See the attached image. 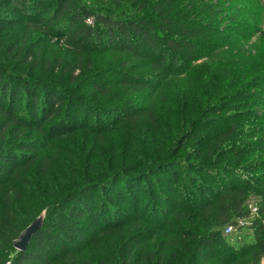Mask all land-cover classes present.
Instances as JSON below:
<instances>
[{
	"label": "trees",
	"instance_id": "trees-1",
	"mask_svg": "<svg viewBox=\"0 0 264 264\" xmlns=\"http://www.w3.org/2000/svg\"><path fill=\"white\" fill-rule=\"evenodd\" d=\"M256 35L264 43L259 0H0V264H259L264 56L243 44ZM142 116L158 141L151 165L101 164L71 145L55 169L46 152L127 125L136 146ZM34 164L30 192L16 180ZM253 198L245 250L224 231L251 217ZM105 235L110 247L89 256Z\"/></svg>",
	"mask_w": 264,
	"mask_h": 264
},
{
	"label": "rangeland",
	"instance_id": "rangeland-1",
	"mask_svg": "<svg viewBox=\"0 0 264 264\" xmlns=\"http://www.w3.org/2000/svg\"><path fill=\"white\" fill-rule=\"evenodd\" d=\"M259 1L261 6L264 7V0H259ZM55 42L56 41H48L46 49L49 52H51L52 55L54 54L65 55V49H66L65 46L62 43L60 44L56 43L54 48L52 43ZM243 44L247 52H251V54L253 55L261 53V55L264 56V43L260 41L258 35L252 37V39L249 40L248 42H243ZM247 52H245V54H247ZM202 73H203V69H197L193 73V75L195 78H200L202 76ZM140 121L146 123L143 126V128L140 130V133L141 134L144 133L146 137H144V139L141 140L139 144H137L136 146L129 144L130 126L127 125L125 127H116L115 130L105 133V136L101 142L98 140V137L94 134V132H81L76 134L75 137L61 139L58 141L56 138L53 141H50L53 144L51 147L49 146L47 147L46 152L49 154V156L52 157L53 166L55 167V169L63 167L65 158L69 153L70 150L69 147H71V145L74 148L81 150L84 156H91L93 153H97V156L99 158L100 156L101 158H103L102 160L99 161L101 164H103V160L106 159L111 160V156L124 154V155H128L129 157L128 164L130 165L136 163H140V165H146V166L148 164L151 165L150 164L151 157L154 154H157L156 146L158 145V141L156 139H154L153 141L149 140L147 137V133L150 131L148 130V123L146 116H142ZM142 156L145 157L144 160H142ZM133 169L134 168H132V173L136 172ZM37 171L38 168L36 167V164H34L31 169L21 174V177L16 180V185H20L22 189L26 188L28 189V191L31 192L30 189H33L32 185L35 184L34 182L35 180H33L32 177ZM45 179L46 177L43 176L41 177V180H45ZM41 195H43L45 198H49L50 193L47 191V187L43 189ZM18 203L24 204L25 207L28 206V202H26L25 200L23 201L21 200ZM257 206H258L257 199L255 198L251 199L249 201V206H248V208L251 209L252 211L251 217L247 219L239 220L238 225H231L232 226L231 232L227 233L226 229L224 231V233L227 235L229 240H238L237 244L247 242L248 245L245 247V250L249 249L248 247L249 245L254 244L253 237L255 236V234L253 230L249 228V226L252 224L254 215L256 214L255 208H257ZM44 213L45 211H43L39 216H41ZM108 237H110V235L102 236V238L96 241L94 245L89 246L90 249L89 256L98 257L102 255L105 252V250L109 248L110 245L112 244V242L109 241ZM243 237H245V239L242 240ZM259 264H264V257L262 258Z\"/></svg>",
	"mask_w": 264,
	"mask_h": 264
},
{
	"label": "water",
	"instance_id": "water-1",
	"mask_svg": "<svg viewBox=\"0 0 264 264\" xmlns=\"http://www.w3.org/2000/svg\"><path fill=\"white\" fill-rule=\"evenodd\" d=\"M45 213L35 219L29 226H27L19 235L18 238L14 240V247L23 251L26 250L34 236V234L40 229L44 222Z\"/></svg>",
	"mask_w": 264,
	"mask_h": 264
},
{
	"label": "built area",
	"instance_id": "built-area-1",
	"mask_svg": "<svg viewBox=\"0 0 264 264\" xmlns=\"http://www.w3.org/2000/svg\"><path fill=\"white\" fill-rule=\"evenodd\" d=\"M256 210H257V208H255V211H256ZM231 231H232V226L229 225V226L226 228V232L229 233V232H231ZM5 264H13L12 258L10 257V258L8 259V261H7Z\"/></svg>",
	"mask_w": 264,
	"mask_h": 264
}]
</instances>
